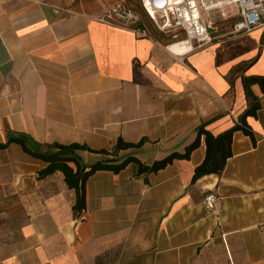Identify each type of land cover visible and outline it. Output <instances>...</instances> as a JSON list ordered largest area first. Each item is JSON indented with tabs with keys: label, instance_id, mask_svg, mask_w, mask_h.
Returning <instances> with one entry per match:
<instances>
[{
	"label": "crops",
	"instance_id": "1",
	"mask_svg": "<svg viewBox=\"0 0 264 264\" xmlns=\"http://www.w3.org/2000/svg\"><path fill=\"white\" fill-rule=\"evenodd\" d=\"M113 1L0 0V142L22 132L99 150L143 139L116 157L150 164L183 152L202 121L213 134L233 124L246 106L241 76L264 75V23L172 51L150 25L141 34L96 20ZM246 121L255 142L235 131L219 175L190 183L202 136L188 159L156 172L95 171L81 210L62 172L39 177L46 162L10 143L0 149V264H264V96ZM77 153L85 164L115 158Z\"/></svg>",
	"mask_w": 264,
	"mask_h": 264
},
{
	"label": "trees",
	"instance_id": "2",
	"mask_svg": "<svg viewBox=\"0 0 264 264\" xmlns=\"http://www.w3.org/2000/svg\"><path fill=\"white\" fill-rule=\"evenodd\" d=\"M137 6V8L133 9L140 14V23H142L143 26L150 25L159 38L164 39L167 37L165 33L159 31L157 28L155 29L151 25L152 21L143 11L141 4L138 3ZM241 83L246 99V106L236 115L237 122L233 121V124L229 128L217 134H213L206 128L209 120L202 121L195 128V138L185 147L183 152H170L163 158L154 160L150 164L142 163L133 155H127L122 158L116 157L118 152L122 149L140 146L143 143V139L132 143L118 138L110 149L93 150L87 145L78 142H51L42 144L27 133L8 132L5 141L0 142V149L7 147L10 143H17L26 153L45 161V167L38 171L39 177H44L55 171L62 172L66 184L75 189L76 199L74 208L76 210H81L85 207V182L95 171L107 169L118 172L128 163H133L137 173L156 172L172 163L175 159H188L192 150L200 144V138L203 136L205 155L203 160L193 169L190 183H194L198 178L206 174L213 173L219 175L222 172L227 158L232 154L231 140L235 131H241L243 134L247 135L251 141L255 142L254 133L248 125L246 118L247 116H256L257 110L260 108V100L261 97L264 96V75H242ZM253 84L258 85L261 96L254 94L252 91L251 86ZM81 149L110 154L115 156V158L97 161L93 164H85L77 153V151Z\"/></svg>",
	"mask_w": 264,
	"mask_h": 264
},
{
	"label": "built area",
	"instance_id": "3",
	"mask_svg": "<svg viewBox=\"0 0 264 264\" xmlns=\"http://www.w3.org/2000/svg\"><path fill=\"white\" fill-rule=\"evenodd\" d=\"M143 11L156 28L168 35L172 44L200 48L225 35L250 31L264 23V0H140ZM54 8V12H58ZM96 20L131 28L143 34L141 16L126 2L116 0ZM237 122V117H233ZM214 193L204 197L207 208L213 207Z\"/></svg>",
	"mask_w": 264,
	"mask_h": 264
},
{
	"label": "bare ground",
	"instance_id": "4",
	"mask_svg": "<svg viewBox=\"0 0 264 264\" xmlns=\"http://www.w3.org/2000/svg\"><path fill=\"white\" fill-rule=\"evenodd\" d=\"M187 47H188V44L186 45V44H184V43H182V44H172V45H170V48L172 49V51L174 50V51H181V50H183V49H187ZM185 49V50H186Z\"/></svg>",
	"mask_w": 264,
	"mask_h": 264
},
{
	"label": "rangeland",
	"instance_id": "5",
	"mask_svg": "<svg viewBox=\"0 0 264 264\" xmlns=\"http://www.w3.org/2000/svg\"><path fill=\"white\" fill-rule=\"evenodd\" d=\"M151 22V21H150ZM151 25L156 29V26L154 25L153 22H151ZM167 37L164 38L165 41H167L168 43L172 42L173 39H171L168 35H166Z\"/></svg>",
	"mask_w": 264,
	"mask_h": 264
}]
</instances>
